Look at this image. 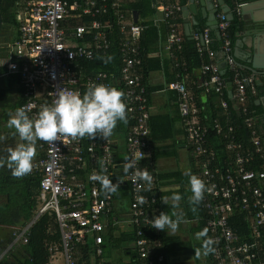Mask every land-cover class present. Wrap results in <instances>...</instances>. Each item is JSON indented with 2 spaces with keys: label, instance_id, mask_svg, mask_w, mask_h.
I'll return each mask as SVG.
<instances>
[{
  "label": "built area",
  "instance_id": "obj_1",
  "mask_svg": "<svg viewBox=\"0 0 264 264\" xmlns=\"http://www.w3.org/2000/svg\"><path fill=\"white\" fill-rule=\"evenodd\" d=\"M132 1L15 0L12 13L18 37L5 46L0 68L5 69L4 75L18 77L20 107L33 119L41 106L51 104L61 90L82 95L92 84H105L123 92L127 124L121 142L125 157L136 158L139 150L143 157L136 166L147 168L153 177L151 188L145 190V185L139 192V181L134 183L130 177L122 181L130 194L127 223L134 229L133 249L137 264H164L162 231L151 224L152 217L160 213L157 179L154 169L146 163L151 151L150 72L145 66L148 52L141 45L146 26L135 23L132 12L126 9L125 4ZM240 5L231 9L233 15L241 16ZM182 7L178 0H153L151 8L161 17L151 22L156 27L163 21L167 27L164 49L174 79L162 91L177 96L183 130L193 148L196 175L207 187L200 208L214 249L211 258L215 264H264V136L251 109L259 93L257 76L245 73L236 63L228 35L230 21L217 10L214 31L219 33V47L213 48L210 28L199 29L192 36L201 60L200 81L193 80L181 56L184 39L178 19ZM214 8H218L215 3ZM113 43L117 55L113 69L93 68L96 61L107 62ZM227 80L232 84L230 100L237 115L230 113L229 106L222 101L223 119L215 117L207 126L200 117L194 92L224 95ZM238 125L248 133L245 146L234 141ZM116 129L117 126L107 139L60 135L54 142H43V157L29 172L39 178L35 215L23 227L11 228L6 252L27 243L34 222L47 214L54 216L59 232V251L49 248L50 262L59 253L63 264H77L76 255L89 239L94 244V255L101 256L103 232L111 224L116 191L103 193L99 182L90 176L99 173L103 165L111 179L113 170L122 167L124 161L115 160ZM209 133L223 140L219 142L228 154L226 167L217 165L220 157L210 147ZM121 175L112 182L119 181ZM137 195L146 197L143 205L137 204Z\"/></svg>",
  "mask_w": 264,
  "mask_h": 264
},
{
  "label": "crops",
  "instance_id": "obj_2",
  "mask_svg": "<svg viewBox=\"0 0 264 264\" xmlns=\"http://www.w3.org/2000/svg\"><path fill=\"white\" fill-rule=\"evenodd\" d=\"M135 1L137 2V0H133L132 2ZM152 1L153 0H150V8ZM178 1L180 5L185 6L188 4L189 0ZM212 1L216 4V0ZM249 1L254 0H228V2L223 1V4L230 7L231 10L236 5ZM132 2L126 3L125 7L127 10L132 12L131 14L133 16V21L134 17H136L135 23L146 26V30L142 35V43L147 45V47L144 46L148 52V57L146 60L155 62L157 61L159 63V67L149 70L150 74L148 76L150 83L148 89L151 90H148L150 92V125L152 123L153 127H155L156 136L154 141H151L150 136L151 151L146 163L149 164L153 162L151 167L154 169L157 179L156 185L158 189V211H164L172 218H180L177 229L174 232L166 227L161 233L163 237L161 241L164 240L163 243L165 245L163 251L161 250L165 259V264H213V261L209 258V255H211L212 252L207 255L202 254V252L201 254H196L197 249L201 248L202 240L206 238L204 236L200 239H197L196 233L201 232L202 230L205 231L206 229L202 220V210L200 208V203L197 205H192L188 199L191 193L189 191L188 176L184 173L185 170H190L191 174L196 175V164L193 156V148L188 142L185 135L186 133L183 130L181 117L177 108L176 94L171 91H162L166 83L170 81L169 79H174L173 68L168 62V54L164 49L167 27L165 23L161 21L158 26L154 27L156 31L153 33V31L149 29L150 25L153 26L151 20L154 18H160V13L153 10V14L151 16H145L147 11H142L144 8H140L139 10L137 9L136 11L129 9L128 4ZM195 3L197 7V13L195 15L189 14L187 18H184L181 14L180 18L178 19V25L180 26L184 41H193L192 36L199 29L210 28L212 31L215 30L210 26L207 27V18L201 11L202 7L199 5L198 0H195ZM216 10L221 11V7L218 6ZM248 17H250L248 20H243L240 16L241 28L235 33V40L231 42V46L236 63L241 66L242 69H244V72L246 71L245 73L255 74L249 69H251L253 54L257 52L255 49L257 48L259 52L264 50V33H258L260 31H258V27L252 23L251 18L258 20L262 19V17H264V8H253L251 12L248 13ZM193 20L196 22V24H194ZM187 24H190V28L188 29L184 28ZM2 26H4L3 23ZM2 26L0 28V30L2 29L0 34L1 55L3 53L2 51H5V46L12 41H15L18 37L17 28L16 31L11 34L9 28H2ZM186 29L187 31H190L188 36L185 35ZM182 53L181 56L183 57ZM216 57L220 66L223 68V64L220 59L221 56L217 54ZM197 58L199 59V57ZM259 61L264 63V58H260ZM187 65L188 71L191 74V78L196 82H199L200 73L198 69L200 64L193 68L189 66V63H187ZM256 71L259 93L255 98L253 105L255 106L254 112L257 117V125L261 131V134L263 135L264 69H258ZM4 72L5 69L1 68L0 100L3 99V101L9 102L10 105L18 102L19 100L22 101L18 77L16 75H4ZM228 83L231 82L229 80L226 82L227 93L221 96L215 93L203 94L201 91L194 92L197 106L201 115L200 117L205 125L209 126L211 120L215 117L223 119L224 111L221 108L222 101L227 103L230 113L237 115V109L230 100V97H228ZM13 113L14 112L11 111L10 116ZM213 113L215 115L212 118ZM124 126L125 125L122 127L123 129ZM122 132L123 130L120 132L117 131L116 134L118 141L116 142L114 152L118 162L124 161L125 158V149L121 142ZM208 136L210 147L213 149L215 148L214 151L218 154V156L220 155L223 157L225 152L223 151V148H219V140L214 135L212 136L211 133H209ZM43 142V140H39L37 142L36 153L33 157L32 165L35 164L41 157H43V151L40 147ZM153 157L154 160H152ZM121 172V166L115 168L113 170V176L111 180L113 181L114 177L117 179L119 175H121ZM120 184H123V186L126 185L124 182H120L119 185ZM122 191L125 190H122V188L118 187L115 192V199L113 201L112 207L113 209L109 218L111 224L103 232L101 256L97 257L98 259L95 261V256L92 254V261L94 260V264H130L132 261L134 262L136 260L135 250L133 249L134 229L127 223L129 200L123 197L124 193ZM174 193H179L181 195V199L177 202L175 207H172L171 199H169L166 204L162 203V197H171V195ZM89 244L93 250L94 244L92 239H89ZM6 249L2 255L6 253ZM113 254H115V258L112 257ZM104 255L106 257L103 259ZM50 263H52V260Z\"/></svg>",
  "mask_w": 264,
  "mask_h": 264
},
{
  "label": "clouds",
  "instance_id": "obj_3",
  "mask_svg": "<svg viewBox=\"0 0 264 264\" xmlns=\"http://www.w3.org/2000/svg\"><path fill=\"white\" fill-rule=\"evenodd\" d=\"M110 59V57H109ZM123 92L115 87L105 84H92L81 95L79 92L61 90L56 93V98L51 104L42 105L35 118H30L23 107L16 108L8 118L6 126L18 135L20 140L15 148H9L7 154L0 157V166L6 165L11 174L21 177L28 174L32 169V161L35 155L37 140L54 142L58 136L93 139L99 136L107 139L112 136L113 129L118 121L126 122V104L122 100ZM143 153L138 150L136 158H124L122 175L120 180L113 183L106 174V169L101 166V171L90 176L91 180L100 184V190L105 193L115 192L119 183L129 177L136 183L137 192L142 187L145 190L151 188L153 177L147 168L137 167V161L141 160ZM129 169L132 172L129 173ZM188 176L189 191L188 197L192 205H197L203 199L207 187L202 179L185 170ZM171 199L172 207L180 201L181 195L174 193L171 197H162V203L166 204ZM146 197L137 195L136 202L139 205L145 203ZM180 218H172L169 214L161 211L151 219L152 228L163 231L166 227L175 231ZM205 236V231L196 233L197 239ZM211 238L202 240L201 248L196 254L207 255L214 251L211 247Z\"/></svg>",
  "mask_w": 264,
  "mask_h": 264
},
{
  "label": "trees",
  "instance_id": "obj_4",
  "mask_svg": "<svg viewBox=\"0 0 264 264\" xmlns=\"http://www.w3.org/2000/svg\"><path fill=\"white\" fill-rule=\"evenodd\" d=\"M228 2V0H223ZM15 0H2L0 6V15L3 24H7L14 27V32L17 28V22L15 20V16L12 13L13 4ZM146 2V4H145ZM129 9L136 11L140 8H144L142 11H147L145 16H151L153 14V9L150 8V0H137V2H132L128 4ZM233 20L230 21V25L228 28V35L233 42L235 40V33L240 30V17L233 15ZM3 28V26H2ZM149 29L155 33V28L150 25ZM148 29V30H149ZM2 29L0 30V34ZM213 41V48L217 49L220 40L216 37L215 31L210 32ZM13 42V41H12ZM144 42V40H143ZM141 45L144 47L147 45L142 43ZM145 48V47H144ZM146 49V48H145ZM184 59L191 68L196 67L200 64V59L196 56L197 53L195 51L194 42L193 41H184V50L182 53ZM116 50L115 45L113 43L112 49L110 51V59H107V62L96 61L92 64L93 68H99L101 70H111L115 65L116 60ZM200 60V61H199ZM206 60V59H205ZM238 62V60H237ZM239 63V62H238ZM145 66L148 71L153 70L154 68L159 67V63L156 61L146 60ZM1 69V68H0ZM244 70V69H243ZM246 72V71H245ZM225 77L229 78V74L225 73ZM171 78V77H170ZM171 80V79H169ZM150 90V89H148ZM151 91V90H150ZM21 105V101L19 100L16 103L10 105L9 102L0 100V157H3L7 154V146H5L1 141H7L9 144L13 145L14 135L12 134V130L6 126V122L10 117V112L15 111L16 108H19ZM252 110L255 109V106L252 103ZM214 113L212 118L214 117ZM201 116V115H200ZM203 121V120H202ZM5 122V123H4ZM240 122V120H239ZM238 122V123H239ZM127 124L126 122L118 121L116 126V131L120 132L123 130V125ZM150 124V123H149ZM237 124V120H236ZM236 132L234 134V141H240L244 146L247 145V141L249 136L247 135V131L241 126L238 125L236 128ZM150 136L151 141H154L155 138V127L153 124L150 125ZM213 136V133H211ZM264 135V134H263ZM219 141H223L222 139ZM150 142V141H149ZM219 143V142H218ZM219 148H224L223 143L220 142ZM213 149V148H212ZM215 150V148H214ZM225 152V150H223ZM228 154L225 152L223 157H220L217 162L218 166H225L229 162L227 159ZM115 160L117 158L115 156ZM154 160V157L153 159ZM118 162V161H117ZM255 162L252 163L255 166ZM149 167L153 165V162L147 163ZM257 167V166H255ZM152 168V167H151ZM122 188L123 197L125 199H130V194L128 190L127 184L123 186V184L119 185ZM39 193V178L36 176H30L29 174L23 175L21 177H16L11 174L10 169L6 165L0 166V197L4 199L3 202L0 203V228H7L8 232L2 233L0 232V264H49L51 259V253L49 251V247L57 248L59 251V232L57 224L54 220V216L52 215H42L40 216L33 224L31 228V233L28 238V242L25 244H18L14 246L10 251H7L2 255L4 250L7 248L8 244L11 240V228L24 226L29 222L35 215L37 208V196ZM240 230L242 231L241 227ZM161 240L163 239L162 235L160 236ZM205 237L208 238L207 232L205 230ZM164 240L162 241V243ZM164 243L162 245L161 250L163 251ZM94 255L93 250L91 249V245L88 242L81 247L79 254L76 255L77 264H94V260L96 261L98 256L94 255L95 258L92 261V256ZM2 255V256H1ZM209 258L212 260L211 255ZM213 261V260H212ZM137 260L132 261L130 264H137ZM215 264V262H212ZM165 264V261H164Z\"/></svg>",
  "mask_w": 264,
  "mask_h": 264
},
{
  "label": "water",
  "instance_id": "obj_5",
  "mask_svg": "<svg viewBox=\"0 0 264 264\" xmlns=\"http://www.w3.org/2000/svg\"><path fill=\"white\" fill-rule=\"evenodd\" d=\"M198 2H199V5L202 7L201 11L203 12V15H205V17L207 18V26L208 27L210 26L212 29H215V26H216L215 15H216L217 10L214 8L213 1L212 0H198ZM1 3H2V0H0V6H1ZM216 4L221 7V11L226 14L227 19L229 21L233 20L234 16L230 10V7L224 5L222 0H216ZM240 4H241L240 14L243 20H248L250 18L248 17V13H250L253 8H259V7L264 8V0H254V1L244 2ZM196 13H197V7H196L195 0H189L188 4H186L185 6L183 5L181 14L184 18H187L189 14L195 15ZM263 18L264 17H262V19H259V20L255 18H251L252 23L255 24L259 29L258 31H260L258 33H264V19ZM134 22H136V17H134ZM194 24H196L195 21H194ZM1 26H2V19L0 15V28ZM184 28H187V29L190 28V24H187ZM187 29L185 31V35L188 36L190 34V31H187ZM215 35L219 38L218 32H215ZM255 51L257 52L253 54L251 69L249 70L257 74L256 70L264 69V63L261 62L262 60L259 61L260 58H264V50L259 52V50L256 48ZM227 87H228V97H230L231 88H232L231 83H228Z\"/></svg>",
  "mask_w": 264,
  "mask_h": 264
},
{
  "label": "rangeland",
  "instance_id": "obj_6",
  "mask_svg": "<svg viewBox=\"0 0 264 264\" xmlns=\"http://www.w3.org/2000/svg\"><path fill=\"white\" fill-rule=\"evenodd\" d=\"M3 28H9V30H10V33L12 34L13 32H14V27L13 26H10V25H7V24H4V26H3ZM8 43V42H7ZM7 43H5V44H7ZM4 44V45H5ZM3 53H2V55L0 54V56H4L5 55V51L3 50L2 51ZM12 134H13V130H12ZM14 135V134H13ZM14 141H13V145H11V144H9L7 141H1L5 146H7V150L9 149V148H15L19 143H21L22 141L20 140V138L18 137V135H14ZM39 140H37V142H38ZM36 145H37V143H36ZM35 153H36V148H35ZM4 201V199L2 198V197H0V203L1 202H3ZM0 232H2V233H7L8 232V229L7 228H0ZM7 235V234H6ZM106 256L104 255V257H103V259L105 258ZM112 257L113 258H115V254H113L112 255ZM51 264H63V260H62V258H61V256H60V254L59 253H57V254H55V256L53 257V259H52V263Z\"/></svg>",
  "mask_w": 264,
  "mask_h": 264
}]
</instances>
